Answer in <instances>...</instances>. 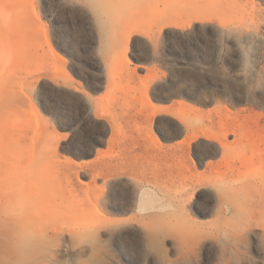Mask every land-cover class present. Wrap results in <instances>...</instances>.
<instances>
[{
  "label": "rangeland",
  "instance_id": "1",
  "mask_svg": "<svg viewBox=\"0 0 264 264\" xmlns=\"http://www.w3.org/2000/svg\"><path fill=\"white\" fill-rule=\"evenodd\" d=\"M0 264H264V0H0Z\"/></svg>",
  "mask_w": 264,
  "mask_h": 264
}]
</instances>
